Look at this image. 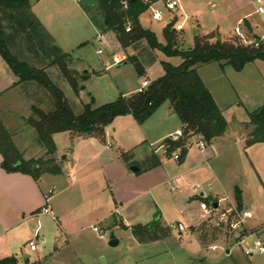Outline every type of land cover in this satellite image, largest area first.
Here are the masks:
<instances>
[{"label": "rangeland", "instance_id": "1", "mask_svg": "<svg viewBox=\"0 0 264 264\" xmlns=\"http://www.w3.org/2000/svg\"><path fill=\"white\" fill-rule=\"evenodd\" d=\"M180 1L184 14L180 18V23L184 21L185 16L187 17L184 31L178 32L183 45L182 49L193 48L196 35L211 34L219 35L218 38L222 41L233 39L245 45L236 37V28L238 27H241V31L246 36L248 34L254 39L256 37L262 39L264 45V17L256 14L254 5L256 0ZM32 12L41 21L63 53L69 54L73 58L72 69L77 70L78 77H80L77 90L69 84L57 67H53L47 72L53 82L64 92L76 114H81L88 104H91L93 108H99L116 101L121 92L119 88L126 92L133 88H140L143 80L152 83L159 79L164 75L163 61L174 66H179L183 62L181 58H167L159 51L149 50L145 45H141L136 51L124 50L118 44L113 33L102 34L92 24L79 0H37L36 4L32 6ZM247 15H250L247 20L249 24L244 22ZM241 19L242 21L239 23ZM140 23L145 29L154 32L161 44H166L164 33L168 26L166 20L163 22L154 21L150 13L146 12L140 17ZM194 30H197L196 33ZM99 49L105 52L103 56L97 55ZM117 54L125 55L127 58L135 55L140 56V61L145 68L144 75L139 76L137 69L131 63L106 69L105 65H111L113 56ZM213 64L217 66V63ZM256 64L264 73V62L258 60ZM2 66L9 68L0 56V71ZM252 73L256 75L258 71L255 69ZM3 77L5 75L0 74V80ZM32 85L34 87H28V89L23 85L0 99V120L9 129L15 127L22 131V133L20 132L22 141L19 142V147L29 149L27 151L30 153L41 148L37 133L24 120L34 115L32 113L34 107L48 110L46 96L48 94L38 88L36 84ZM222 86L223 92L227 93L228 98L233 97L230 100L236 105L239 104L237 94L242 91L239 79H233L231 82L225 80ZM233 110L235 111V109ZM233 110L227 112L230 121L233 120ZM241 118L243 116L239 119ZM152 120L155 123H149L150 125L157 124L156 119ZM243 121L248 122V117L244 116ZM138 125L133 116L119 117L108 126L113 138L108 137L104 141L93 140L97 146L95 148L98 150L97 152L94 149L93 154H101L102 157L108 156L109 168L107 170L108 172L112 171L113 174L112 178H108V188L106 187L100 195H95L92 198L86 197L84 193L81 198H78L79 205L89 207L93 205L98 210L95 212L97 215H95L94 222L91 223L92 227H89V224H84L82 231L68 230L63 235L62 241L59 242L58 240L61 238L57 223L51 217H43L40 224L37 222L34 224L36 228L40 226V239L45 238V243L39 239L37 253L32 252L28 246L29 242L34 239V235L24 227L0 238V258L15 255L19 264H26V256H29L30 263L37 264H264V255L254 249V243L257 240L264 244V143L248 149L245 148V144H241L240 163L242 162L246 173L242 177L245 187L243 210L251 211L253 218L246 220L244 228L237 232L208 230L207 224L203 222L196 227L195 230L198 233L196 234L190 229L195 222H201L198 218L199 200L190 185L198 183L205 194L208 192L218 193V185L216 184L214 189H210L207 183L192 182L190 177L187 180L189 186L184 183V180L175 181L181 186L183 194L171 192V186H168L166 182L168 180L166 170L175 174L176 171L172 170L177 168V162L172 159L168 161L166 169L159 166L150 171L133 173L121 157L122 152L119 148L134 150L132 154H136V146L141 145L144 152L136 154L139 163H142L147 155H150L151 150L147 144H143L144 139L141 136V131H137L138 129L135 130L133 127ZM245 126L249 127L248 124ZM245 126L241 122L239 127L231 124L229 133L239 132V136L243 140L244 135H249L253 130L251 127L248 130ZM57 139L61 147H66L60 153L63 162L56 159L58 164L64 165L67 169L66 182L74 187L77 183L79 184V181L82 182L83 173H85L87 176L92 175L85 183V185H90L89 181L93 178L97 163L86 161L85 169L70 170L72 166L71 152L78 151L77 143L71 144L66 134L58 136ZM107 146L110 148L109 150L106 148ZM135 147L136 149H134ZM160 147L161 142L154 145L155 149ZM152 150L154 152V149ZM91 152L92 148L86 147L80 155H88ZM158 154L160 159L167 160L161 149ZM66 155L70 156L69 159H64ZM43 159H47V157L44 156ZM230 165L234 167L232 164ZM107 170L105 173L108 176ZM91 181L98 185L99 180L93 178ZM189 195L190 197H188ZM191 196L194 197L193 200L190 199ZM223 198L228 201L220 203L221 210L230 206L239 209L234 191L222 192L220 199ZM213 201L214 203L219 202L217 199H213ZM88 219L90 218L87 217L84 221L88 222ZM157 219L160 220L163 228H169L168 226L174 223H182L186 228L184 236L179 237L177 230H171L169 237L160 242L148 244L139 242L132 234V227L151 225ZM122 223L127 226V229L121 227ZM94 228H97L98 232H95ZM113 236L119 241L116 247L109 245ZM7 243L10 245V250L5 252L4 246ZM211 246H216L217 250L212 251ZM246 249L253 250V256H246L244 253Z\"/></svg>", "mask_w": 264, "mask_h": 264}, {"label": "trees", "instance_id": "2", "mask_svg": "<svg viewBox=\"0 0 264 264\" xmlns=\"http://www.w3.org/2000/svg\"><path fill=\"white\" fill-rule=\"evenodd\" d=\"M82 7L92 24L102 34L113 33L124 50L136 51L141 45H145L149 50L159 51L167 58H181L183 62L174 66L163 61L164 75L153 81L142 94L119 96L116 101L99 108L88 104L81 114H76L64 92L47 72L57 67L69 84L77 90L80 77L78 72L72 69V56L63 53L54 42L32 12L30 0H0V56L19 79L16 85L23 84L28 89L34 87L32 84H36L48 94V110L34 107V115L27 121L37 133L38 142L46 151L47 159L25 160L13 141L14 134L8 131L0 120L3 171L28 175L35 181H39L45 174L61 175L62 166L55 159L56 134L69 133L73 137L104 141L106 128L116 118L132 115L139 124H144L165 103L172 106L183 126H186L184 139L177 142L169 139L164 141V144L169 146L166 154L168 158L177 151L181 152V160L185 157L192 139L190 134L199 136L207 146H211L216 139L227 133L228 124L224 113L200 78L198 69L218 63L222 67L231 66L235 71L241 72L250 63L258 60L264 62L262 43L258 46H245L233 39L219 41V35L216 34L196 35L193 48L184 50L175 29L165 28L166 44H161L154 32L141 25L140 17L149 9V4L144 0H99L97 7ZM127 63L135 66L139 76L144 75L145 68L140 56L128 58ZM248 126L253 130L247 136L245 148L264 143V105L249 115ZM121 157L128 166H139L140 173L162 165L160 157L154 152L142 163L131 162L134 156L130 152L122 153ZM235 197L238 210L242 211L244 207L240 189H236ZM197 200L208 204L214 202L212 198L198 197ZM121 227L127 229L124 225ZM132 234L139 242L148 244L167 238L169 231L164 229L157 219L151 225L132 227ZM0 264H18V260L16 256H11L0 260ZM26 264L37 263L26 261Z\"/></svg>", "mask_w": 264, "mask_h": 264}, {"label": "crops", "instance_id": "3", "mask_svg": "<svg viewBox=\"0 0 264 264\" xmlns=\"http://www.w3.org/2000/svg\"><path fill=\"white\" fill-rule=\"evenodd\" d=\"M249 17L250 15H247V17H245L244 19V22H246L247 24H249L247 21ZM241 21L242 19L239 21V23ZM203 36H207V35H203ZM247 36L253 38V36L251 35L247 34ZM257 38L258 37H256V39ZM260 43L263 44L262 39ZM255 62L257 63V61ZM255 62L246 65L241 72L235 71V69L232 68L231 66L222 67L218 63L217 66L212 63L200 67L198 69V74L200 78L204 82L206 88L212 94L218 107L224 113V116L228 124V130L223 137L216 139L211 146L207 147L206 153L204 155H202L199 152L198 147L196 145V143L199 140H201V138L199 136L192 137L187 147V154L180 162H177L176 164L177 168H174L172 170V171H176L175 174L173 175L170 173L171 171H169L168 169L166 170L168 175V180L166 182L168 186H169V181L172 179L175 181L184 180V183L187 186H189L190 184L187 182V180H189V178L191 177L192 182L207 183L210 189H214V185L215 186L216 184L218 185L219 188L218 193L215 194L212 192H208L207 194L203 193L205 197L217 199L218 201H220L222 200L220 199V194L222 192L226 193L228 191H234L235 193L236 189H240L244 201L245 187L243 184L242 177H244L246 173L243 164H241L242 162L240 163L241 155H242L241 144L243 145L245 144L248 134L244 135L243 137L244 139L241 140V136H239L240 135L239 132L234 133L233 131L232 134H230L229 132H230L231 124L232 125L234 124L236 127L240 126V122L241 124H244V126L245 124L247 125L249 121L248 122L243 121L244 116L245 117L247 116L249 120V115L264 105V73L261 72V69ZM1 69L2 70L0 71V74L5 75V77L1 78L0 80V99L5 97L7 94L23 87V84L16 85L19 79L15 76V74L11 71L10 68H6V66H2ZM255 69L258 71V74L256 75L252 73ZM233 79L234 80L239 79L242 85L241 86L242 91H239L240 94H237V98L239 100V104L237 105L236 103H233L232 100H230L233 97L228 98L227 93L223 92L224 90L222 86V83L225 80L227 81L229 80L231 82ZM117 87L119 88L118 85ZM138 89L139 88H133L130 91L128 90L124 92L122 91V88H119V90L121 91L120 96H124V97L132 96L137 93ZM222 93H226V94L224 95ZM233 109H235V111ZM229 110L234 111L233 113L234 116L232 121H230V118L228 117L229 114L227 112ZM32 113H33V108H32ZM236 115L237 116L239 115V117H237ZM242 116L243 118L239 119ZM31 117L24 120V122L27 125H28L27 121ZM121 117L124 118V117H132V116L127 115ZM152 119H156L155 121H157V124L150 125L149 123H155L152 122L153 121ZM4 126L6 127L5 124ZM28 126L31 127L30 125ZM133 127H135L134 128L135 130L138 129L137 131H141V136L144 139L143 144L144 145L147 144V146L150 148L151 150L150 155H151L153 153L152 146H154L158 142H161L162 145L163 142L171 134L183 128V123L174 112L172 106L169 103H165L156 111V113L152 117H150L145 122L144 125L139 124L138 126H133ZM245 128L249 130L250 126L249 127L245 126ZM6 129L14 134L13 141L17 146V148L19 149V151L24 155L25 160H32V159L37 160L46 156V151L42 148L41 145H39L41 149L38 150L36 149L32 153H30V151H27L29 149H21L19 147L20 146L19 142L22 141L20 136L22 131L16 129L15 127L11 129L6 127ZM240 133L242 134L241 131ZM62 134L68 135L70 143L71 144L77 143V147H78L77 152L76 151L71 152L72 166L70 167V170H76V169L77 170L79 169V171L83 170L86 168L85 167L86 161H90V162L94 161L97 164L95 166L93 178L95 180H99L98 185H96V183L94 184L92 183L91 180H93V178L89 181L90 185H85L86 181L89 179V176L92 177V175L87 176V174L83 173V179H82L83 183L79 181V184L77 183L74 187L70 186L66 182V178H65L67 169L62 164L61 166L63 173L61 175L45 174L41 177L39 181H35L32 177L20 173H12V174L6 173L1 169L2 156L0 154V238L8 233L18 231L19 228L26 227L30 231V233L34 235V239L36 238L38 242L40 239L41 229L40 226L37 228L34 227L35 226L34 224L36 222L40 224L43 221V217H51L57 223L58 225L57 229L61 238L58 240L59 242L62 241L63 235L66 234L68 230L82 231L84 224H89V227L93 226V224L91 223L94 222V218H96L95 215H97L95 212L98 211L97 208L95 209L96 206L93 207L92 205L89 207L87 205L86 206H83L81 204L79 205L77 201L78 198H81V196H83L84 193L86 197L88 196L94 198L95 195H100V193H102L106 187L108 188V182H109L108 178H112V174H113L112 171L108 172L107 170L109 168V158L108 156L102 157L101 154H93V151H95L94 149H96L95 147H97L96 144H94L93 142V140L96 141L95 138L73 137L69 133H59L54 136V141L57 147L55 159H58L63 162V160H61L60 157L62 154L60 155V153L62 149L64 150V148L66 147H61L57 139V137ZM108 137L113 138L114 136L111 135V132H109L107 127L105 139ZM86 147L92 148V152L89 153L88 155L87 154H85L84 156L80 155V153H82V151ZM136 147H137L136 154H141L144 152L143 148H141V145H137ZM136 147L134 149H136ZM106 148L108 150L110 149L108 146ZM119 150L122 153L130 152L132 154V152H134V150L132 151L131 149L128 150L125 148H119ZM85 151L87 152V150ZM136 154H133L134 157L131 160V162L137 161V163H139L138 159L136 158ZM150 155H147V157H149ZM69 157H70L69 155H66L64 159H69ZM169 160L170 159L167 160L161 159L162 161L161 166L165 167L166 169V165L168 164ZM230 164H232L234 167H232ZM132 166H137V165H132ZM132 166H128L127 164V167L129 168H131ZM105 170H107L108 176L106 175ZM240 172L241 175L243 174V176L240 175ZM192 184L196 185L198 183H192ZM190 186H192L193 188V185ZM180 194H183V192ZM188 197H190V195ZM192 198L194 197L191 196L190 199ZM44 208L49 209L51 214L50 215L40 214ZM87 217L90 219H88V222H85L84 220ZM202 223H203L202 221L195 222V224L192 225L190 230L198 234L195 229ZM122 224L125 226L124 223ZM207 228L208 230L214 229L209 224H207ZM164 229H168L170 235L171 229L165 227ZM94 230L95 232H98L97 228H94ZM184 233L185 232L178 231V236L183 237ZM161 240L156 242H160ZM40 241L45 243V238L40 239ZM9 247L10 245L8 243L6 244V246H4L5 252H8L10 250ZM37 252H38V248L34 253ZM227 253L229 254L230 251L228 250ZM11 256H15V255L2 257L0 258V260ZM29 260H30L29 256H26V261ZM18 264H19V260H18Z\"/></svg>", "mask_w": 264, "mask_h": 264}, {"label": "built area", "instance_id": "4", "mask_svg": "<svg viewBox=\"0 0 264 264\" xmlns=\"http://www.w3.org/2000/svg\"><path fill=\"white\" fill-rule=\"evenodd\" d=\"M145 3L149 4V9L147 12L150 13L152 19L157 22H163L167 21V24H170L173 21H176L173 29H175L177 32H182L184 31V25L187 20V17L185 16L184 21L180 23V18L184 15L183 14V8H182V3L180 0H157V1H152V0H144ZM254 5L256 7V14L264 17V0H256L254 2ZM130 31V29H128ZM236 37L245 45L247 46H252L256 45V41L254 38H250L246 36L242 31L241 27L236 28ZM105 52L102 49L97 50V55L98 56H103ZM128 58L125 55H115L112 58V64L108 65L106 64L105 67L106 69H109L113 66H120L123 65L127 62ZM151 83L148 80H144L141 83L140 88L138 89L137 93H144ZM185 130L186 126H183L182 129L176 131L175 133L171 134L167 139H169L172 142H177L180 141L181 139L185 138ZM192 137H194L192 134H190ZM191 137V138H192ZM199 152L204 155L207 150V144L203 140H199L196 143ZM154 149V153L159 155V149L163 152L164 156H166L167 151L169 149V146L164 144L161 145L160 148L155 149L154 146H152ZM167 159H172L176 162H180L181 160V152L177 151L174 152L170 158L166 157ZM169 185L171 186V192L173 193H182L183 190L179 184L175 182V180H170ZM193 191L195 193L196 197H202V198H208L205 197L202 191V187L199 184L193 185ZM222 201H228V199L223 198L220 200L219 207L214 208L212 204H208L205 201L199 200V214L198 217L199 219L211 225L214 229H217L219 231L225 230L226 232H237L239 230H242L245 225V221L248 219L253 218V214L249 210H242L239 211L235 206H230L229 208L225 210H221L220 208V203ZM42 215H50L51 212L49 209L44 208L41 213ZM55 219V218H54ZM171 230H177L179 232H185L186 228L182 223H174L169 226ZM37 239H33L32 241L29 242L28 246L32 252H35L37 249ZM254 249L258 251L261 255H264V244L260 241L257 240L254 243ZM211 250L215 251L217 250L216 246H212ZM246 256H253L254 251L246 249L244 251Z\"/></svg>", "mask_w": 264, "mask_h": 264}, {"label": "water", "instance_id": "5", "mask_svg": "<svg viewBox=\"0 0 264 264\" xmlns=\"http://www.w3.org/2000/svg\"><path fill=\"white\" fill-rule=\"evenodd\" d=\"M30 2H31V5L33 6V5L36 4L37 0H30ZM79 3H80L81 5H85V6H87V7H97L98 4H99V0H79ZM175 23H176V21H173V22H171L170 24H168L167 29L172 30L173 27H174V25H175ZM194 32L196 33V31H194ZM218 40L220 41L221 39L218 38ZM260 42H261V39H260V38H257V39H256V44L258 45ZM130 170H131L133 173H140V171H141V169H140L139 167H137V166H132V167L130 168ZM212 205L214 206V208H218V207H219V204H218V203H213ZM118 244H119V241L116 240V239L114 238V236H113V237L111 238V240H110L109 245H110L111 247H116Z\"/></svg>", "mask_w": 264, "mask_h": 264}]
</instances>
